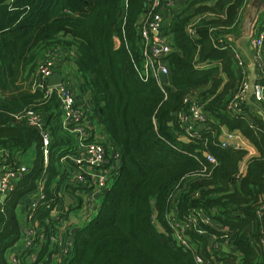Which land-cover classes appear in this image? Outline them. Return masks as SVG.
<instances>
[{"label": "trees", "instance_id": "1", "mask_svg": "<svg viewBox=\"0 0 264 264\" xmlns=\"http://www.w3.org/2000/svg\"><path fill=\"white\" fill-rule=\"evenodd\" d=\"M242 6L243 0H186L173 13L169 86L162 90L155 78L141 81L131 61L138 52L146 0H0V148L20 153L36 148L29 172L0 201V264H9L10 249L20 239L16 209L36 193L40 180L46 200L36 218L45 236L57 233V221L45 224L58 203L56 194L75 197L61 161L74 150L73 138L61 128L58 102L42 104V92H31L29 83L38 55L54 47L73 56L121 164L96 216L75 231L67 256L56 261L57 245L45 238L20 253L19 264H196L192 251L169 240L167 228V219L184 218L194 209L229 231L233 250L221 252L219 264H264L263 221L256 214L264 192V120L251 112L252 102L241 115L226 111L240 77L227 44L219 42L235 31ZM196 18L191 37L188 26ZM190 95L207 102V130L183 142L177 114L186 110L183 98ZM31 106L48 114L46 165L38 132L14 118ZM223 129L239 132L257 154L220 147ZM203 151L215 162L207 161ZM203 228L204 236L222 241L225 233ZM191 237L194 246L206 244L205 237Z\"/></svg>", "mask_w": 264, "mask_h": 264}, {"label": "built area", "instance_id": "2", "mask_svg": "<svg viewBox=\"0 0 264 264\" xmlns=\"http://www.w3.org/2000/svg\"><path fill=\"white\" fill-rule=\"evenodd\" d=\"M249 1L243 0V5L246 6ZM175 8V0H146L142 23L137 31L139 44L137 56L131 57L138 78L143 82L155 78L162 90L165 86H169L170 71L166 59L172 51L170 30L172 15L176 12ZM197 19L200 18L194 19L188 26V33L191 37L195 36L193 27ZM260 26L261 24L257 23L254 35L248 43L250 60L256 75L252 89H250L249 66L238 54L235 45L230 43L232 39L228 36L219 38V42L227 44L228 47L226 45L224 47L231 52L239 70V90L226 106V111L231 114L241 115L246 111L249 102L254 105L253 108L250 107L251 112L256 114L259 110L264 112V30H261ZM118 46L119 41L116 39L115 48ZM69 57L73 56H68L59 47L44 50L37 57V64L29 83L31 92H42L40 99L42 104L52 99L58 102L61 128L74 141V150L61 160L65 167V184L67 187L75 188L74 195L80 198L78 208L85 212L86 217H90L96 206L95 196L98 194L102 198L118 179L121 154L113 142L101 141L96 135L93 122L87 117L88 113L83 105L87 96L79 98L74 93L68 74L62 71L64 62ZM54 73L62 76V81L60 84L49 86L48 78ZM183 103L186 110L177 114V122L182 132L181 140L188 142L207 130L206 121L208 119L204 112L207 102H201L197 96L190 95L183 98ZM92 114L95 116L94 112ZM47 117V113L32 106L14 115L16 121L38 132L44 165L47 163L48 146L51 140ZM246 142L239 132L226 129H223L218 137V143L222 148L244 149ZM202 155L207 161L215 162V158L210 153L203 151ZM23 156L24 153L0 148V198L2 195L7 197L8 193L15 188L16 182L29 172L31 165L23 161ZM242 171L243 167H240L239 173H243ZM43 182L42 179L37 183L34 197L26 202L24 224L20 225V239L10 249L9 264H19L18 255L36 245L37 240L44 242L45 238L57 245L58 252L54 256L56 261L67 256L72 249L73 232L77 228L68 219V207L65 205V196L62 194H56L58 203L50 209L51 217L45 219V224L57 221L56 235L51 233V236H45L44 229L38 228L37 208L46 200ZM72 200L77 203L76 200ZM256 214L263 221V238L260 243L264 247V192ZM167 225L171 231L168 234L171 235L169 240L172 239L178 246L192 251L196 264H219L222 248H227L228 253L233 250L229 231L216 228L210 217L199 209H194L192 214L181 219H167ZM203 226L225 233L221 237L222 241L217 240L218 236H204L206 231ZM193 234L203 239L205 237L206 244L199 247L194 246L191 237Z\"/></svg>", "mask_w": 264, "mask_h": 264}, {"label": "crops", "instance_id": "3", "mask_svg": "<svg viewBox=\"0 0 264 264\" xmlns=\"http://www.w3.org/2000/svg\"><path fill=\"white\" fill-rule=\"evenodd\" d=\"M250 2H251V0L249 1V3L246 6L245 5L242 6L241 11L239 12V14L237 16L238 23L235 26L236 27L235 31L231 32L228 35H225V36H228L229 38L232 39L230 41V43H233L234 45H235L234 42L237 40L238 45H240L242 49L246 48L247 54L249 52V50L247 51V43H246V40H244V35L243 36H241V35H242V27H243L242 25L246 19ZM184 3H185L184 0H175V4H176L175 11L181 10L184 7ZM263 19H264V12L259 16L257 23L261 24ZM241 37H242V40H241ZM249 57H250V53H249ZM62 71L64 73L68 74L69 80L73 86L74 93L79 98H83L84 95L86 96V89L83 86V82L81 80L79 73L77 72V69H76V66L74 64L72 57H69L66 59V61L64 62ZM83 105L85 107V110H87V113H88L87 117L93 122L92 124L95 127L96 135L101 139V141H104V142L109 141V138L105 135V133L102 129V126L97 119V116L95 115V113H94L95 116H93V114H92V112L94 111L92 100L86 98ZM244 148L248 150V157H251V154H257L255 148L248 142H246L244 144ZM245 163H246V161H243L242 163H240V167H243V166L245 167ZM30 164H31V161H30ZM244 171L245 170L243 169L242 172H244ZM33 197H34V194H30L29 196L26 197V199H27V201H29ZM26 199L24 201H22L21 203H19V205L16 209V214L18 217L19 226L24 224V215H25L26 202H27ZM72 199L76 200L77 203H74V205L70 209L71 211L68 215V219H69L70 223H72V225L75 226L78 230L87 224V222H85L87 217H86V214L83 213L82 210L77 208L80 206L79 196L77 195V197H74ZM98 204H100V203H98ZM98 204H96V206ZM75 208H76V211L73 210Z\"/></svg>", "mask_w": 264, "mask_h": 264}, {"label": "water", "instance_id": "4", "mask_svg": "<svg viewBox=\"0 0 264 264\" xmlns=\"http://www.w3.org/2000/svg\"><path fill=\"white\" fill-rule=\"evenodd\" d=\"M264 12V0H251L247 12L246 19L243 23L242 27V35H244V40H246L247 43V51H248V43L250 39L254 35V31L256 29V25L258 22L259 16ZM242 40V37H241ZM236 50L238 54L244 59V61L248 64L249 70H250V84L252 89V86L254 84V80L256 78V75L254 73V66L251 63L250 57H249V52L248 54L246 53V48L242 49L240 45H238L237 40L234 42ZM62 81V76H60L58 73H54L51 77L48 78V85H55V84H60ZM92 92L89 90L86 94L88 99H91ZM258 116L262 117L264 120V112L261 110L258 111ZM98 121H100V116H97ZM6 198V195H2L0 198V201H3ZM99 195L97 194L95 196V199H98ZM65 205L66 206H71L73 204V200L70 196L66 195L65 198ZM76 231V230H75ZM75 231L73 233H75ZM164 241V239H162ZM222 251L224 253H228L229 250L227 248H222Z\"/></svg>", "mask_w": 264, "mask_h": 264}, {"label": "rangeland", "instance_id": "5", "mask_svg": "<svg viewBox=\"0 0 264 264\" xmlns=\"http://www.w3.org/2000/svg\"><path fill=\"white\" fill-rule=\"evenodd\" d=\"M197 20H199V19H197ZM246 141H247V140H246ZM247 142H248V141H247ZM248 143H249V142H248ZM244 150H246L247 153H248V150H247V149L244 148ZM254 155H256V154H251V157L254 156ZM247 156H248V155H247ZM35 157H36V148H35V146H33V147L30 148L27 152L24 153V156H23V159H24V160H23V161H25L27 164L31 165V164H33V161L35 160ZM30 161H31V164H30ZM245 168H246V164H245V167L243 166V169H244V170H245ZM33 194H34V193H33ZM100 200H101V197H99L98 199H95L96 204L100 203ZM98 205H99V204H98ZM98 205L95 206L94 211H93V213H92V216L87 217L85 222L88 223L93 217H95V215H96V213H97ZM73 210L76 211V208L73 209ZM80 210H81V209H80ZM82 211H83V210H82ZM83 213H85V212L83 211Z\"/></svg>", "mask_w": 264, "mask_h": 264}, {"label": "clouds", "instance_id": "6", "mask_svg": "<svg viewBox=\"0 0 264 264\" xmlns=\"http://www.w3.org/2000/svg\"><path fill=\"white\" fill-rule=\"evenodd\" d=\"M65 198V197H64ZM74 203V202H73ZM74 204H72L71 206H73ZM67 207H69V206H67ZM97 214V213H96ZM96 216V215H95ZM93 219V218H92ZM91 221V220H90Z\"/></svg>", "mask_w": 264, "mask_h": 264}]
</instances>
